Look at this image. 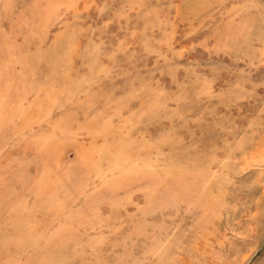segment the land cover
Segmentation results:
<instances>
[{"label":"rangeland","instance_id":"rangeland-1","mask_svg":"<svg viewBox=\"0 0 264 264\" xmlns=\"http://www.w3.org/2000/svg\"><path fill=\"white\" fill-rule=\"evenodd\" d=\"M0 264H264V0H0Z\"/></svg>","mask_w":264,"mask_h":264}]
</instances>
